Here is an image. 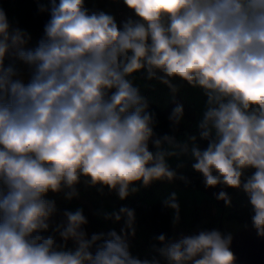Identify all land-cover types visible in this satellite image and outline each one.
Wrapping results in <instances>:
<instances>
[{"label":"trees","instance_id":"16d2710c","mask_svg":"<svg viewBox=\"0 0 264 264\" xmlns=\"http://www.w3.org/2000/svg\"><path fill=\"white\" fill-rule=\"evenodd\" d=\"M129 2L118 12H125L130 21H142L144 37L133 40L126 19L119 33L124 42L133 45L137 59L114 52L115 47L104 53V44L95 42L99 37L88 39L86 33L80 34L79 49L83 51L87 42V53H92L96 68L89 65L83 52L80 59H68L65 50L72 47L63 42L42 45L34 54L35 62L57 69L65 79L73 76L83 85L62 104L58 100L56 106H64V123L52 141L50 136L41 143L17 139L18 145L36 144L26 156L35 150L49 155L52 173L44 180L36 177L39 164L31 160L13 174L0 168V186L10 191L5 195L7 204L0 200V264H48L49 258L81 264H159L164 253L179 246L203 251L191 227L198 212L186 223L180 215L171 214L168 203H145L132 188L122 186L132 175L143 179L156 172L155 154L164 156L161 150L168 142L184 152L181 173L176 169L170 181L181 189L207 194L217 206V213L212 208L217 221L223 213V218L230 220L246 219L247 226L264 221V165L251 167L253 159L264 158V47L258 46L262 34L245 15L238 13L235 20L226 17L225 8L212 1L201 6V0ZM207 6L214 9L206 11ZM57 11L49 0H0V43L14 31L38 34L55 30L62 25ZM223 23L233 28L224 29ZM178 37H182L180 46L187 49L188 62L187 69L174 74L179 78L175 83L167 80L147 90L128 81L135 78L126 74L129 62H138L145 79L154 53L159 54L154 74H160L168 50L175 48L158 42L171 39L176 44ZM22 66L19 56L0 48V68L6 76L14 78ZM115 83L122 86V93L107 96ZM154 88L157 95L152 96ZM11 89L2 98L6 106L16 101L14 92L18 93L20 86L12 82ZM115 97L120 106L114 110L111 103ZM235 104L251 114L243 122H226L228 134L212 131L220 120L238 114V110L232 111ZM254 133L261 136L253 138ZM112 141H120L119 146L111 145ZM3 146L0 161L6 151ZM252 148L260 152L254 151L253 158L247 160ZM138 158L142 160L139 165ZM44 172L48 174V167ZM43 184L48 187L44 189ZM123 192L128 196L126 202ZM37 202L43 208L40 215L36 208L33 211ZM130 213L136 214L131 221L125 219ZM145 228L147 239L141 234ZM60 250L67 251L59 254ZM221 252L227 264L229 247Z\"/></svg>","mask_w":264,"mask_h":264},{"label":"rangeland","instance_id":"374dc122","mask_svg":"<svg viewBox=\"0 0 264 264\" xmlns=\"http://www.w3.org/2000/svg\"><path fill=\"white\" fill-rule=\"evenodd\" d=\"M190 1L191 0H186L187 3ZM210 1L220 3L225 8V11H227L223 14L226 15V17L227 15H230L235 20L236 14L240 13L243 16L245 15L247 22L249 21V23L262 34L258 46L260 49L264 47V0H201L199 6L204 5L205 3L210 5ZM49 2L58 7L57 14L62 20V25L53 31L38 34H24L14 31L0 43L1 49L9 51L23 60V66L14 78L6 76L0 68V104L3 107V112L0 111V136L2 139H0V145L3 148V143L6 145V151L3 153L1 160L3 162L0 164V168L3 167V169H7L9 172L11 171L13 174L19 172L20 168L25 167L28 161L31 160L34 163L39 164L34 172L36 177L40 179L42 178L43 180L54 171V169L51 168V157L38 152V150H35L31 155L26 156L27 152L31 150L33 146L35 147L36 144L33 146H24L19 142L18 145L17 139L20 141L25 139L27 143L34 141L41 143L44 141L47 142L46 139L50 136V141H52L53 134H56L57 131H61V125L64 123L61 112V107L64 106H56L58 100H60V103L62 104V101L65 98H68L67 96L73 95V92L82 87L83 84L77 83L79 82V79L73 76L67 75L65 79L57 69L49 67V65L47 66L35 62L33 57L36 50L39 47H42V45H59L60 42H63L69 47H72L65 50V55L68 59L74 56L82 57L83 55L80 53L83 52L86 54V57L88 56L89 65L96 68L97 65L92 63V53H87V42H84V45L82 46L83 51L79 49L82 45L81 35L86 33L88 37L85 38L88 39H96L99 37L95 42L99 41L101 42V45L104 44V53H111L110 51L115 47L116 49L114 52H118L122 54V56L128 58L131 56L133 59H137V51H134L135 49H133V45H130L129 42H124V38L119 33L121 31V24L125 22L124 19H126L127 23V33L130 34L133 40L144 37L142 21H130L125 12L124 15H122L121 12H118L123 11L127 5L131 4L129 0H49ZM205 9L206 11H211L214 8L207 6ZM239 25L241 27L243 26L242 24ZM223 28L232 29L233 27L230 23H223ZM160 43H165L166 45L171 44L174 46L173 48H175H170L167 53V61H164V63L161 62V69L158 70L161 73L158 75L154 74V71L156 70L155 63L159 56L158 53L150 55L148 69L144 72L145 79L142 77V73H140L142 70L138 62H134L135 64L129 62L128 69H130V72H127L126 74H129V76L134 74L135 78H130V80H128L133 83V85L138 87L146 86V89L150 90L152 86L161 85L159 83H165L167 80L175 83L179 78L177 79L174 74H179L181 70L187 69L185 65L188 62L186 58L188 53H185L187 52V49L181 47L182 37L176 38V44H174L171 39H165L158 42V44ZM130 48H132V50H130ZM190 56L193 57V54H190ZM78 58L80 59V57ZM126 65L127 62L122 66ZM171 65H179V67L176 66V68H173ZM123 69L126 71L127 68L123 67ZM163 69H165L167 73H162ZM120 71L123 72L122 69H120ZM168 74L170 75L168 76ZM12 82L17 83L20 86L21 95L20 91H18V93L14 92L16 94V101L10 103L9 106H6L4 105L5 103L3 104L2 102V98L6 96L7 90H12ZM111 92L114 94L106 93V95H120L122 93V86H120L119 83H115L111 88ZM143 93L144 91L142 90L139 95ZM151 94L152 96L157 95V88H154ZM7 102L9 103V100H7ZM111 105H113L115 110L120 106V102L115 97ZM235 106L236 107L232 109V111L238 110V114L233 115L231 113L232 115L230 117H227L225 120H220V123L216 124L217 127L215 130L212 131L219 134H228L230 130L226 127V122H243V120L247 118L246 115L251 114L245 111L243 105L235 104ZM69 119L70 118H68L67 121H69ZM256 133L253 134V138L261 136ZM56 138L59 139L60 137L57 136ZM119 144L120 141L111 142V145L119 146ZM254 151L260 152V149L256 150L252 148L247 155V160L253 158ZM52 152L53 150L51 151L50 149L51 154ZM161 153L164 154V156H161L158 152L155 154L157 157L154 163L158 165L156 166V172H151L149 176H145L143 179L132 175V177L122 183V186L125 188H132L135 193H138L141 196L145 203L150 204L156 201H164L168 203L171 214L180 215L181 219L186 223H188L193 212H198L199 215L192 219L193 224L191 227L200 246L203 247V251L187 246H179L164 253L159 258V264H201L203 262L224 264V254L221 250H224L228 246L227 240L229 238L238 234L247 226L246 219L243 221L230 220L227 216L223 218V213V219L221 218L220 221H217V218H214L213 213V209L217 213V206L207 194L199 190L181 189L175 182L170 181V179L173 178L176 169L178 170L177 174L181 173L180 169L184 152H180V148L177 145H174V143L168 142L166 148L161 150ZM147 159L148 157L145 161ZM164 159L168 161H164ZM175 160H178L179 162H176ZM141 161V158H138L136 163L139 165ZM173 161L175 162L172 163ZM251 162L253 163L251 164V167H255L259 164L264 165V158L261 156L260 159H253ZM88 163L89 165H92L91 160H88ZM46 167H48V174L44 172ZM145 171L148 170L145 169ZM130 172L131 171H129V173ZM136 178L138 180H136ZM178 178L181 177L179 176ZM46 182L49 183L50 181L48 180ZM173 183L175 185H172ZM170 186H174V189ZM244 186L247 185L244 184ZM46 187H48V185L43 184V188L45 189ZM140 187L145 189L142 190ZM123 193V200L126 202V197L128 196H126V192ZM9 194L10 191L7 187L0 186V200L2 199L3 201V199H5V204L9 202V197H5V195ZM130 196L132 198L135 197L134 194ZM39 203L40 202L34 204L33 211L36 208L37 213L40 215L43 208ZM115 212H117V210ZM220 214L221 213H219V215ZM227 214L228 212H225V215ZM67 219V217L63 216L64 221H67ZM208 221L212 223H209L208 225ZM141 231L142 235L146 234L144 237L147 239V233H149L148 228L141 229ZM66 251L60 250L59 254H65ZM99 253L100 252L94 256L95 262H97ZM66 260L67 258L59 260L54 259L53 262L49 258L47 263L66 264ZM81 263V261L77 260H67V264Z\"/></svg>","mask_w":264,"mask_h":264},{"label":"water","instance_id":"95a60500","mask_svg":"<svg viewBox=\"0 0 264 264\" xmlns=\"http://www.w3.org/2000/svg\"><path fill=\"white\" fill-rule=\"evenodd\" d=\"M227 244V264H264V221L246 226Z\"/></svg>","mask_w":264,"mask_h":264},{"label":"crops","instance_id":"0c3cea01","mask_svg":"<svg viewBox=\"0 0 264 264\" xmlns=\"http://www.w3.org/2000/svg\"><path fill=\"white\" fill-rule=\"evenodd\" d=\"M132 218H136V214L135 213L126 214V216H125V219L130 220V221H131Z\"/></svg>","mask_w":264,"mask_h":264}]
</instances>
